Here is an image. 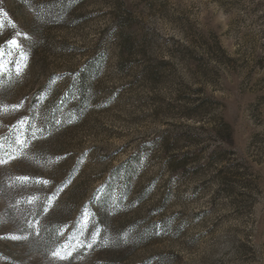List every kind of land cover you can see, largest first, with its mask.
Masks as SVG:
<instances>
[{"label":"rangeland","instance_id":"rangeland-1","mask_svg":"<svg viewBox=\"0 0 264 264\" xmlns=\"http://www.w3.org/2000/svg\"><path fill=\"white\" fill-rule=\"evenodd\" d=\"M0 10V44L26 33L29 54L23 77L0 87V105L24 101L0 113V136L24 118L29 136L42 129L26 157L0 165V264H264V0H0ZM85 208L107 246L53 258ZM36 220L57 226L50 251L27 227Z\"/></svg>","mask_w":264,"mask_h":264},{"label":"snow or ice","instance_id":"snow-or-ice-1","mask_svg":"<svg viewBox=\"0 0 264 264\" xmlns=\"http://www.w3.org/2000/svg\"><path fill=\"white\" fill-rule=\"evenodd\" d=\"M3 24L4 21L2 17H0V30H2ZM20 37L28 39L26 33L16 32V34L11 39L7 40L4 44H0V87L4 86V78L7 77L10 79L13 73L18 79L23 77L26 69L29 66V54L25 51L19 39ZM35 99L37 101H40L41 96L38 95L35 97ZM23 107L24 101L11 106L0 105V113H7L8 111H19ZM34 107L35 106H31L30 110ZM71 122L72 121H69V123ZM59 123L60 121H57V124ZM27 125V118L20 119L17 121L16 125L12 126L9 135L0 136V165L7 164L9 161L17 158L26 157L27 154L25 152V149H27L34 140L40 138V136H38V133L42 132V129L37 128L35 125H32L31 133L29 136V128ZM58 159L60 158L57 157V160ZM16 180L25 185L34 182L38 185L47 186L50 183V181L40 178H35V180L33 181V178H30L28 176L16 177ZM66 186L67 184L57 186L56 189L48 195L47 199L44 202V213H47L48 210L53 206V202L57 199L59 194L64 190ZM38 199L39 197L37 196H31L29 197L27 202L34 204ZM96 199H99V197H96ZM78 225V228L74 229L77 232V235H75L74 237H70V239L74 240V242L64 243L63 245L53 250L51 252V256L53 258L61 261H66L73 257V253H78L82 248L93 249L94 246H107V239L100 241V244L97 245L98 239L101 236V227L95 219L94 211L90 210L89 208H85L82 211V215L78 222ZM27 227L29 229H32L36 235L40 234L41 227L39 220H36L35 222H28ZM66 227L67 225H64L61 229H58L60 235L64 234L63 230ZM90 227L91 230L89 231ZM86 233L87 238H84ZM6 238L12 240H26L28 237L27 235H10ZM80 258L82 257L79 255L75 257V259Z\"/></svg>","mask_w":264,"mask_h":264},{"label":"trees","instance_id":"trees-1","mask_svg":"<svg viewBox=\"0 0 264 264\" xmlns=\"http://www.w3.org/2000/svg\"><path fill=\"white\" fill-rule=\"evenodd\" d=\"M57 239V226L54 223L48 224L44 226V228L40 232V236L38 237L37 245L39 247V251H47L52 250V245ZM41 249V250H40Z\"/></svg>","mask_w":264,"mask_h":264}]
</instances>
